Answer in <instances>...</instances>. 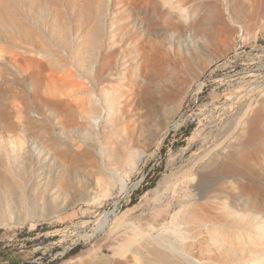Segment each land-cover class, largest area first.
<instances>
[{"label":"rangeland","instance_id":"rangeland-1","mask_svg":"<svg viewBox=\"0 0 264 264\" xmlns=\"http://www.w3.org/2000/svg\"><path fill=\"white\" fill-rule=\"evenodd\" d=\"M0 195V264H264V0H0Z\"/></svg>","mask_w":264,"mask_h":264},{"label":"bare ground","instance_id":"bare-ground-1","mask_svg":"<svg viewBox=\"0 0 264 264\" xmlns=\"http://www.w3.org/2000/svg\"><path fill=\"white\" fill-rule=\"evenodd\" d=\"M33 62V61H32ZM92 114H91V117L92 118H95L96 116H98V110L93 109L92 110ZM12 177V176H11ZM13 179V178H12ZM16 181H12V186L11 188L14 186L13 183L15 184L16 186V189L15 188H12V189H15L17 190V187L19 186L17 183H15ZM19 189V188H18ZM34 189V188H33ZM46 189V188H45ZM35 190L37 189H34V193L33 195L35 196L36 193H35ZM39 190V189H38ZM42 190V189H41ZM48 190V189H47ZM46 190V191H47ZM13 191V190H12ZM19 191V190H18ZM32 191V192H33ZM40 191V190H39ZM42 192V191H41ZM45 192V191H43ZM20 193V192H18ZM53 193V191H52ZM22 194V193H21ZM24 194V193H23ZM26 194V193H25ZM31 194V193H30ZM32 195V194H31ZM38 195V194H37ZM1 196V195H0ZM39 198V195L36 196ZM43 197V196H42ZM13 199V198H12ZM22 199V198H21ZM25 199V197H24ZM36 199V198H35ZM42 200V198H40ZM1 200V199H0ZM17 200V199H16ZM38 200V199H37ZM19 201V200H18ZM21 201V200H20ZM23 201V199H22ZM25 201V200H24ZM26 203L28 201H25ZM39 202V200L37 201ZM18 203V202H17ZM30 203V202H29ZM33 203V202H32ZM31 204V203H30ZM15 205V204H14ZM17 205V204H16ZM10 206V205H9ZM7 205V207H9ZM28 206H30L28 204ZM32 206V205H31ZM20 207V206H19ZM2 208V207H1ZM1 208H0V212H1ZM12 208V207H11ZM33 208V206H32ZM9 209V208H8ZM12 209H15V208H12ZM16 209H18L19 211V208L16 207ZM15 209V210H16ZM22 209V207H21ZM27 209V208H26ZM182 209V208H181ZM180 209V210H181ZM3 210V209H2ZM10 210V209H9ZM30 210V209H29ZM29 210H25V211H29ZM183 210V209H182ZM14 211V210H13ZM23 211H24V208H23ZM35 211V210H33ZM10 212V211H8ZM36 212V211H35ZM182 212V211H181ZM3 213V212H1ZM0 213V214H1ZM15 213V212H14ZM17 213V212H16ZM10 214V213H9ZM19 214H20V211H19ZM180 214V213H179ZM17 215V214H16ZM8 216V215H7ZM6 216V217H7ZM15 216V215H14ZM23 217V215H21ZM25 216V215H24ZM179 216V215H178ZM175 217V216H174ZM188 218H186V220L191 217L187 216ZM0 218H1V215H0ZM2 219V218H1ZM19 219V218H18ZM184 220V218L182 219ZM181 220V221H182ZM11 221V220H10ZM3 224V223H2ZM122 227V226H121ZM175 230V229H174ZM165 236V235H164ZM157 240L153 237V238H147L145 240H136L133 236L132 237H129L128 238V241L125 242V245H124V250H123V254L126 252L127 253V257H129L130 259H133L134 261V264H213V263H208L207 262H204L202 261V259H196L194 256H193V253H187L186 251L183 253L181 251H178L176 249H172L170 247L167 246V243L165 242V240H170V239H159L160 237H156ZM166 238V237H164ZM168 238V237H167ZM148 239H155L154 241L152 240H149ZM147 240V241H146ZM170 245V243H169ZM195 255V254H194ZM126 257V259H127ZM104 259V258H102ZM101 259V260H102ZM105 260V259H104ZM116 260V259H115ZM121 260V259H120ZM119 261V260H118ZM123 261V260H122ZM124 261H127L124 259ZM130 262V261H129ZM126 263V262H125ZM103 264H115L114 262H111L110 261L107 263V261H105V263ZM132 264V263H131ZM217 264V263H216Z\"/></svg>","mask_w":264,"mask_h":264}]
</instances>
